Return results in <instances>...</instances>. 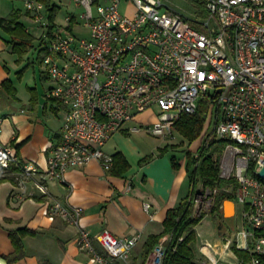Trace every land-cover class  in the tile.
<instances>
[{"label": "built area", "instance_id": "obj_1", "mask_svg": "<svg viewBox=\"0 0 264 264\" xmlns=\"http://www.w3.org/2000/svg\"><path fill=\"white\" fill-rule=\"evenodd\" d=\"M69 1L73 7L64 23L54 21L49 28L44 2L24 0L41 28L42 62L52 79L44 96L61 115V132L47 147L40 180L34 177L39 172L35 161L22 160L13 145L0 141L1 171L17 167L23 187L25 180L32 181L27 196L43 197L48 181H63L67 169L91 159L109 171L113 157L104 145L115 132L144 131L173 140L180 116L205 102L214 111L209 137L231 141L222 167L232 172L235 198L243 205L242 249L249 259L233 252L231 238L222 242V250L203 241L199 249L210 264H259L264 256V178L259 175L264 167V0H197L192 18L164 8L162 0H131L132 12L120 9L121 0ZM144 111L154 118L138 119ZM42 211L75 225L79 248L97 264L127 259L138 239L137 234L115 237L103 231L98 239L104 256L80 222L81 206L43 199ZM168 239V233L159 239L146 264H162Z\"/></svg>", "mask_w": 264, "mask_h": 264}, {"label": "crops", "instance_id": "obj_2", "mask_svg": "<svg viewBox=\"0 0 264 264\" xmlns=\"http://www.w3.org/2000/svg\"><path fill=\"white\" fill-rule=\"evenodd\" d=\"M53 3L58 7L56 1L53 0ZM13 9L21 11L26 30L36 40V44L33 40L32 47L39 51L41 28L25 10L24 0H0V17ZM5 39L8 35L0 28V84L8 78L16 89L10 75L9 59L12 57L17 62V55L10 51ZM30 97L31 94L29 101ZM18 100L17 94L13 98L0 86V141L13 145L22 160L35 161L39 172L34 177L40 180L47 163V147L56 143L60 136L61 115L52 99H49V104L45 102L33 106L24 101L20 104ZM31 103L35 104L36 98ZM153 118L150 111L138 115L140 120ZM126 134L129 133L117 131L104 145L106 152L113 154L120 151L126 158L129 166L121 175L105 171L98 160L91 159L84 165L67 169L63 181H48L47 194L43 197L36 195L35 199L26 194L32 181L25 180L23 187L19 172L15 173L13 180L0 181V264H97L91 253L79 248L75 225L59 216L50 218L43 213V199L55 198L82 207L80 222L88 229L92 246L101 255H106L98 239L103 231L115 237L137 234L138 239L128 258L116 259L114 264H142L143 242L149 234L162 230L166 211L176 206L187 193L184 186H188V181L185 157L183 160L175 158L179 163L175 168L171 161L173 154H159V149L172 143V140L161 139L157 151L149 153L126 139ZM149 154L153 155L151 159L139 163ZM145 202L149 203L147 209L143 207ZM21 227L35 233L23 236V255L9 262L8 257L14 252L9 231ZM147 258L143 264H146Z\"/></svg>", "mask_w": 264, "mask_h": 264}, {"label": "trees", "instance_id": "obj_3", "mask_svg": "<svg viewBox=\"0 0 264 264\" xmlns=\"http://www.w3.org/2000/svg\"><path fill=\"white\" fill-rule=\"evenodd\" d=\"M41 1L44 2L45 6L49 9L48 20L49 28H51L58 7L53 3V0ZM192 1L194 3L199 2L197 0ZM21 16L22 13L19 9H13L6 16L0 17V28L8 35V39H5V42L9 45L10 51L17 55V62L22 60L23 55L33 45L34 40V36L26 30L25 23L21 20ZM39 44H41V42ZM38 52L41 53L40 59L42 60L45 52L44 47H41ZM0 86L10 96L16 98V89L10 79H4ZM30 90L33 89L30 88ZM35 98V94L31 91L30 101L34 102ZM205 105V102H203L196 112L182 114L175 124V128H177L189 143L196 139L201 131L203 123L201 112ZM181 143H167L159 149V154H164L170 149H176ZM230 143L231 141L227 138L213 139L198 147L196 151H190L188 149L184 151V167L189 189L176 206L166 211L162 230L157 234H149L146 237L142 244V264L159 241L160 237L166 233L169 234V239L165 243L162 264H197L194 252L197 240L195 226L200 222L203 214L196 216L192 214L191 198L195 193L196 185L200 183L202 190L208 189L210 195L213 197L212 211H221L224 199L235 200L236 182L233 177H222L219 174L218 165V154ZM112 157L113 162L109 171L111 174L121 175L128 168L129 164L120 151L113 153ZM152 157L153 155L151 154L146 155L141 158L139 163H144ZM171 161L173 167L178 168L179 163L175 160L174 156H171ZM18 171L19 169L14 166H10L4 169V171L0 169V181L13 180L15 173H18ZM227 182L231 184L232 191H225L222 189L223 185ZM34 233L35 231L27 227L9 231L11 241L14 245V252L8 257L9 262L23 255V236ZM232 250L239 258H243L244 260L249 259L248 253L243 249H238L234 246ZM243 264L246 263L244 262ZM259 264H264V256L261 257Z\"/></svg>", "mask_w": 264, "mask_h": 264}, {"label": "rangeland", "instance_id": "obj_4", "mask_svg": "<svg viewBox=\"0 0 264 264\" xmlns=\"http://www.w3.org/2000/svg\"><path fill=\"white\" fill-rule=\"evenodd\" d=\"M58 4V8L55 12L54 21L56 23H64V15L66 11L71 10L73 5L71 1L68 0H54ZM163 7L169 10H174L188 18H192L197 15L198 5L192 0H162ZM133 3L131 0H121L120 9L125 12H132ZM79 10V9H78ZM37 38V36H36ZM38 40V39H37ZM36 44V40H34ZM41 53L37 51L34 47H30L28 51L23 55V59L19 62L9 59L10 65V75L16 84V94L20 98L19 103L25 102L28 106L41 105L45 102L49 104V99L46 100L44 94L45 89L52 84V79L48 77L46 73V66L40 59ZM33 87V90H30ZM31 91L35 94L36 103H31L28 99ZM17 101V100H16ZM201 105L199 106V108ZM156 108V107H155ZM153 107L152 110L156 111ZM198 108V109H199ZM197 109V110H198ZM196 110V111H197ZM208 111L207 114L205 112ZM202 127L201 131L196 139L191 143L182 136V134L175 128L174 138L172 143H181L180 146L176 147L174 150H169L166 153L168 155L174 156V158L183 160L184 151L186 149L190 151H196L198 147L213 140L214 138L209 137L213 130L214 121V111L212 107L205 105L202 112ZM176 127V126H174ZM128 138L133 144H137L142 150L147 152H155L157 145L162 143L160 137L153 136L147 132L140 131L136 133H129L124 136ZM130 142V143H131ZM111 143V142H110ZM227 146V145H226ZM224 147L220 154H216L219 165V174L225 178H231L232 172H226L223 169V158L226 153ZM230 164L229 160L227 164ZM223 187L231 188V184L228 182L223 185ZM189 187L184 186V190L187 191ZM207 191L202 190L201 184L198 183L195 187V193L191 198V209L193 215L203 214L200 222L195 226V231L197 235L196 244L194 247L195 261L197 264H210L208 258L200 251L199 244L200 241L210 242L215 244V250L219 251L222 246V242L226 238H231L233 240V246L238 249H242L244 244L243 229L247 227V223L243 219V205L235 198V212L233 214L232 207L226 204L227 214L223 215L221 211H212L213 199L210 195L206 194ZM212 200V201H211ZM219 226V227H218ZM222 250V249H221Z\"/></svg>", "mask_w": 264, "mask_h": 264}, {"label": "water", "instance_id": "obj_5", "mask_svg": "<svg viewBox=\"0 0 264 264\" xmlns=\"http://www.w3.org/2000/svg\"><path fill=\"white\" fill-rule=\"evenodd\" d=\"M259 175L264 178V167L259 172ZM226 204H229L232 207V211H233V214H234V212H235V203H234V201L231 200V199H224L223 200V203H222V212H223V215L226 216V214H227Z\"/></svg>", "mask_w": 264, "mask_h": 264}]
</instances>
